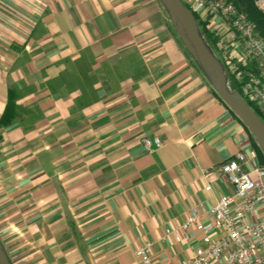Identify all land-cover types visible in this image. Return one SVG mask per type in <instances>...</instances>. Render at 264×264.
<instances>
[{"label":"crops","instance_id":"0c3cea01","mask_svg":"<svg viewBox=\"0 0 264 264\" xmlns=\"http://www.w3.org/2000/svg\"><path fill=\"white\" fill-rule=\"evenodd\" d=\"M199 18L215 37L220 20ZM248 135L160 0H0V238L13 264H138L146 240L176 264L192 250L166 229L233 191L203 170Z\"/></svg>","mask_w":264,"mask_h":264},{"label":"built area","instance_id":"2783aa9c","mask_svg":"<svg viewBox=\"0 0 264 264\" xmlns=\"http://www.w3.org/2000/svg\"><path fill=\"white\" fill-rule=\"evenodd\" d=\"M185 1L198 14L204 10L207 18L220 20L223 27L215 28L218 52L243 96L264 115V38L256 23L227 0ZM256 3L264 11V0ZM142 141L149 149L163 144L159 137L146 136ZM242 144L220 166L203 170L206 178L224 177L233 191L212 204L198 202L177 228L166 229L176 242L192 250L176 264H264V163L252 143ZM205 189L212 191L213 184ZM153 247L150 240L137 247L138 264H159Z\"/></svg>","mask_w":264,"mask_h":264},{"label":"water","instance_id":"95a60500","mask_svg":"<svg viewBox=\"0 0 264 264\" xmlns=\"http://www.w3.org/2000/svg\"><path fill=\"white\" fill-rule=\"evenodd\" d=\"M189 56L214 92L245 125L264 154V119L243 94L232 86L228 67L184 0H160ZM0 264H13L0 238Z\"/></svg>","mask_w":264,"mask_h":264},{"label":"trees","instance_id":"16d2710c","mask_svg":"<svg viewBox=\"0 0 264 264\" xmlns=\"http://www.w3.org/2000/svg\"><path fill=\"white\" fill-rule=\"evenodd\" d=\"M229 2H232L233 4H235L241 11L245 12L248 17L253 20L257 26L259 31L262 33L263 37H264V12H262L256 5V0H227ZM184 2L190 7L192 8L185 0ZM193 11V10H192ZM194 14L196 15L202 29L204 30L205 34L208 36L209 40L212 42L213 45H215V39H217L216 37H213L214 34L213 32H209L210 30H208L209 28L203 24L199 18V14L195 11H193ZM231 83L232 86L236 89H238L242 94V90H241V86L240 84L233 78L231 77ZM251 106L256 110V112L258 114H260V116L264 119V115L262 114V112L250 101H248ZM9 110V106L7 108ZM6 117H7V110L4 114V117L1 120V124H7L6 122ZM253 138V137H252ZM254 140V138H253ZM253 145L257 148V150L259 151V155H260V159L262 161V163H264V154L261 151V149L258 147V145L256 144L255 140L253 142Z\"/></svg>","mask_w":264,"mask_h":264},{"label":"rangeland","instance_id":"374dc122","mask_svg":"<svg viewBox=\"0 0 264 264\" xmlns=\"http://www.w3.org/2000/svg\"><path fill=\"white\" fill-rule=\"evenodd\" d=\"M257 1V0H256ZM256 5H257V3H256ZM258 7V6H257ZM261 10V9H260ZM262 12H264L263 10H261ZM257 25V24H256ZM257 30H258V32H259V34L263 37V35H262V33L259 31V29H258V26H257ZM264 38V37H263ZM214 46V45H213ZM218 54H219V52H218ZM249 132V131H248ZM250 134V133H249ZM249 136V143H252L253 144V142H254V140H253V138H252V135L250 134V135H248Z\"/></svg>","mask_w":264,"mask_h":264}]
</instances>
